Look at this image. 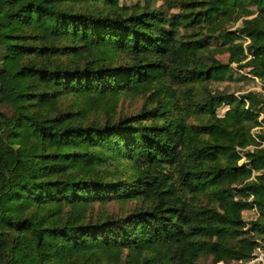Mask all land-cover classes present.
I'll list each match as a JSON object with an SVG mask.
<instances>
[{
    "label": "trees",
    "instance_id": "obj_1",
    "mask_svg": "<svg viewBox=\"0 0 264 264\" xmlns=\"http://www.w3.org/2000/svg\"><path fill=\"white\" fill-rule=\"evenodd\" d=\"M231 64L255 86L212 88ZM258 238L264 0H0V264H242Z\"/></svg>",
    "mask_w": 264,
    "mask_h": 264
},
{
    "label": "rangeland",
    "instance_id": "obj_2",
    "mask_svg": "<svg viewBox=\"0 0 264 264\" xmlns=\"http://www.w3.org/2000/svg\"><path fill=\"white\" fill-rule=\"evenodd\" d=\"M167 1L168 0H119L120 4L127 6L135 5V4L142 6L144 4H149L150 7L152 8L162 5V7H164L165 9L167 5ZM175 10H176L175 8H172L169 12H173ZM236 25L237 24H235L233 27H235ZM216 57H218L221 61L226 62L227 53H217ZM231 66L234 67L233 68L234 75L241 77L229 78L221 81H214L213 83H211L212 88L214 89L220 88L229 91H234L235 93H242L255 86L256 83L253 82L252 78H250V75H244V73H246L245 71L246 69H237L235 68V64H231ZM180 88L181 87H178V91ZM141 104H142V98H140L139 96L136 97L125 96L119 100L118 110L124 113L135 112L140 109ZM190 120L192 122H196L198 121V118L196 116H191ZM133 203H134L133 201H128L123 204L124 206H122L119 202H111L108 204L107 207L110 213L119 214L122 213L121 212L122 209H127ZM243 214L246 219H250L254 217L257 214V212L251 208L245 210ZM260 239L264 240V238H260ZM197 264H212L211 257L202 256L198 260ZM217 264H223V263L220 261Z\"/></svg>",
    "mask_w": 264,
    "mask_h": 264
},
{
    "label": "built area",
    "instance_id": "obj_3",
    "mask_svg": "<svg viewBox=\"0 0 264 264\" xmlns=\"http://www.w3.org/2000/svg\"><path fill=\"white\" fill-rule=\"evenodd\" d=\"M256 211V207H253ZM264 264V240L257 239L256 246L252 252V256L245 260L242 264Z\"/></svg>",
    "mask_w": 264,
    "mask_h": 264
}]
</instances>
